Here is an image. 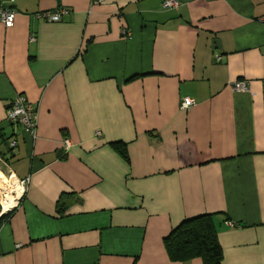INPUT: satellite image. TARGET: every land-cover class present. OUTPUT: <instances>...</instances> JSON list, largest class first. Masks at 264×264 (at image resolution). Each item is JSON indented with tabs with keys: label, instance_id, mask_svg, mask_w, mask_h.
Here are the masks:
<instances>
[{
	"label": "crops",
	"instance_id": "0c3cea01",
	"mask_svg": "<svg viewBox=\"0 0 264 264\" xmlns=\"http://www.w3.org/2000/svg\"><path fill=\"white\" fill-rule=\"evenodd\" d=\"M163 1L16 0L0 22V165L28 179L0 264H203L163 242L201 214L221 264H264V0ZM18 94L35 138L6 120Z\"/></svg>",
	"mask_w": 264,
	"mask_h": 264
},
{
	"label": "trees",
	"instance_id": "16d2710c",
	"mask_svg": "<svg viewBox=\"0 0 264 264\" xmlns=\"http://www.w3.org/2000/svg\"><path fill=\"white\" fill-rule=\"evenodd\" d=\"M112 145L121 155H126L122 142H113ZM12 211L3 214L0 223ZM163 242L171 260L186 261L199 257L203 264H221L222 249L210 214L184 219L163 238Z\"/></svg>",
	"mask_w": 264,
	"mask_h": 264
},
{
	"label": "built area",
	"instance_id": "2783aa9c",
	"mask_svg": "<svg viewBox=\"0 0 264 264\" xmlns=\"http://www.w3.org/2000/svg\"><path fill=\"white\" fill-rule=\"evenodd\" d=\"M15 1L16 0H0V22L5 27H11L14 24L16 12L13 8V4ZM179 3V0H164L162 2V7L165 9L178 8ZM67 14H69L68 9L58 8L54 11L37 12L35 14V17L49 21H59L62 19L63 16ZM30 39L35 40V37L30 36ZM231 88L234 90L246 91L248 90V82L246 80H236L232 82ZM194 104V98L184 97L182 99L181 107L183 109H187ZM6 120L13 125H19L24 131L28 132L33 138H35L37 127V115L35 110L28 103L26 97L23 94H18L11 100L8 108L6 109ZM7 142L9 148L13 149L17 146V140L15 138V135L9 136ZM63 143L64 148L67 149L69 146V140L64 139ZM11 177H14V175L11 174ZM15 181L22 187V193L28 182V179L19 180L16 178ZM228 223L232 224L230 221Z\"/></svg>",
	"mask_w": 264,
	"mask_h": 264
},
{
	"label": "bare ground",
	"instance_id": "6f19581e",
	"mask_svg": "<svg viewBox=\"0 0 264 264\" xmlns=\"http://www.w3.org/2000/svg\"><path fill=\"white\" fill-rule=\"evenodd\" d=\"M0 167H1V165H0ZM1 173H2V171H0V174ZM1 176L2 175H0V177ZM9 183H10V185H9V188L6 189V194L4 195V198L2 200L0 199L2 212H7L8 210H10L14 206L18 196L20 195V193L22 191V187L15 180L12 179ZM1 185L2 184H0V189L5 187V186L1 187ZM3 190H5V188Z\"/></svg>",
	"mask_w": 264,
	"mask_h": 264
},
{
	"label": "rangeland",
	"instance_id": "374dc122",
	"mask_svg": "<svg viewBox=\"0 0 264 264\" xmlns=\"http://www.w3.org/2000/svg\"><path fill=\"white\" fill-rule=\"evenodd\" d=\"M0 171H2V173L0 175H2L0 177V184L1 187L5 186V190H3L4 188L0 189V199L2 200L4 198V195L6 194V189L9 188V185H10V181L13 179L15 180L16 178L14 177H11V173L9 171H7L6 169H4L3 167H0ZM3 178V179H2ZM10 178V179H9ZM12 178V179H11ZM7 181V182H6Z\"/></svg>",
	"mask_w": 264,
	"mask_h": 264
},
{
	"label": "water",
	"instance_id": "95a60500",
	"mask_svg": "<svg viewBox=\"0 0 264 264\" xmlns=\"http://www.w3.org/2000/svg\"><path fill=\"white\" fill-rule=\"evenodd\" d=\"M6 212H2L1 211V204H0V217L3 215V214H5Z\"/></svg>",
	"mask_w": 264,
	"mask_h": 264
}]
</instances>
